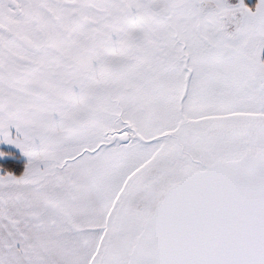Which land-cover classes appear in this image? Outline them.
Wrapping results in <instances>:
<instances>
[{"label": "snow or ice", "instance_id": "obj_1", "mask_svg": "<svg viewBox=\"0 0 264 264\" xmlns=\"http://www.w3.org/2000/svg\"><path fill=\"white\" fill-rule=\"evenodd\" d=\"M0 264H264V0H0Z\"/></svg>", "mask_w": 264, "mask_h": 264}]
</instances>
